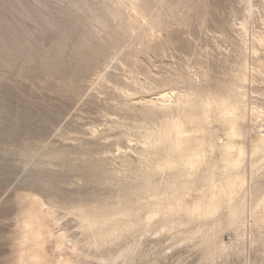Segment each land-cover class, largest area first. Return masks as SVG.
<instances>
[{"label":"rangeland","instance_id":"obj_1","mask_svg":"<svg viewBox=\"0 0 264 264\" xmlns=\"http://www.w3.org/2000/svg\"><path fill=\"white\" fill-rule=\"evenodd\" d=\"M262 135L264 0H0V264H264Z\"/></svg>","mask_w":264,"mask_h":264},{"label":"bare ground","instance_id":"obj_2","mask_svg":"<svg viewBox=\"0 0 264 264\" xmlns=\"http://www.w3.org/2000/svg\"><path fill=\"white\" fill-rule=\"evenodd\" d=\"M168 96L167 95H163V98H166ZM228 98V97H227ZM220 100V99H218ZM229 100V99H228ZM195 105V104H194ZM204 105L206 106V108L210 111L216 110L218 112V117L220 118L221 121H223L224 125H229V129L227 132V136H228V140L227 142L222 145V156H223V161L225 163L226 166H230L232 168H238L239 164L243 158L244 155V151L242 150L241 147H239V145L237 144V140L236 138L241 137V130L238 128L237 124L239 122V120L243 119L244 113L241 112V107L239 105H230L228 103H226V101H224V99H221L220 101H206L204 103ZM203 108V107H202ZM204 110V109H203ZM193 115V114H191ZM189 116V115H188ZM190 118V117H189ZM193 118V117H192ZM198 118V117H197ZM191 120V118H190ZM195 120V119H194ZM191 122V121H190ZM193 123V122H192ZM182 125V124H181ZM223 125V124H222ZM226 127V126H225ZM175 128V127H173ZM168 129V128H167ZM178 129L177 131L180 133L181 131V126H177ZM183 129V128H182ZM184 130V129H183ZM227 131V130H226ZM172 133V132H171ZM178 133V134H179ZM163 135V134H162ZM173 135V134H171ZM180 135V134H179ZM161 136V135H160ZM166 136V135H165ZM244 136V134H243ZM178 137V136H177ZM166 137H164L165 139ZM168 138V136H167ZM172 139V138H171ZM168 140V139H167ZM180 140V138H179ZM178 140V141H179ZM169 141V140H168ZM181 141V140H180ZM185 141V140H184ZM183 141V142H184ZM189 143V142H188ZM174 144V143H173ZM241 145V144H240ZM184 147V145H183ZM215 147V146H214ZM188 148V147H187ZM217 148V147H216ZM221 148V147H220ZM245 149V148H244ZM160 151V150H159ZM188 151V150H187ZM190 151V150H189ZM256 151H264V135H262V138L260 140L259 145L256 148ZM246 153V152H245ZM257 154V153H256ZM258 155V154H257ZM194 156V155H193ZM221 156V155H220ZM219 156V158H220ZM188 157V156H187ZM192 157V156H191ZM201 158V157H200ZM263 158V157H262ZM200 161L199 160H195L192 159L189 160V165L194 167L196 166V164ZM169 165H172V163H169ZM228 168V167H227ZM244 175V174H243ZM235 176V175H234ZM243 177V176H242ZM246 177V176H245ZM237 184L236 180H232L231 183L229 184V189L232 188L234 189L235 186ZM239 184V182H238ZM245 184V183H244ZM225 186V185H224ZM238 187V186H237ZM214 188V187H212ZM218 189V188H217ZM222 191V190H221ZM225 191V189H224ZM227 191V190H226ZM236 192V191H235ZM214 193V192H213ZM227 197V196H226ZM216 206V205H215ZM175 207V206H174ZM39 235V234H38ZM112 236V235H111ZM39 237V236H37ZM107 238V237H106ZM37 240V239H36ZM69 260V259H68ZM70 263V262H68ZM64 264H66L64 262ZM73 264V263H72Z\"/></svg>","mask_w":264,"mask_h":264}]
</instances>
